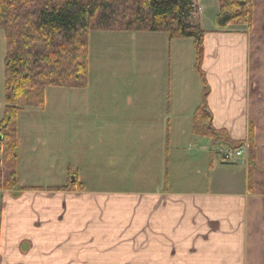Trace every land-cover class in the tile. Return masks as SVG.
Masks as SVG:
<instances>
[{
	"label": "crops",
	"instance_id": "crops-1",
	"mask_svg": "<svg viewBox=\"0 0 264 264\" xmlns=\"http://www.w3.org/2000/svg\"><path fill=\"white\" fill-rule=\"evenodd\" d=\"M252 19L249 31L203 30L201 70L211 126L247 144L252 125L254 167L247 148L243 161L226 162L192 133L200 104L188 115L158 105L153 122L104 124L103 180L79 171L80 153L88 149L93 164L98 144L75 137L51 179L0 197V264H264V132L255 114L262 92H250L249 59L264 0H253ZM126 130L137 131L146 151L125 155ZM68 170L81 185L61 189Z\"/></svg>",
	"mask_w": 264,
	"mask_h": 264
},
{
	"label": "rangeland",
	"instance_id": "rangeland-1",
	"mask_svg": "<svg viewBox=\"0 0 264 264\" xmlns=\"http://www.w3.org/2000/svg\"><path fill=\"white\" fill-rule=\"evenodd\" d=\"M218 10V0H197L194 20L200 22L203 30H212L218 27L216 23ZM262 24L253 37L249 59L250 92L252 95L262 92V96L257 98L256 104L259 107L255 114L258 118L261 117L260 128L263 129L260 132L263 133L264 26ZM228 27L240 29L241 26L234 24ZM242 29L250 30L243 26ZM4 55L5 36L0 29V118L5 107ZM195 67L196 52L192 38L170 40L160 32H90L87 86L46 87L42 107L25 106L17 113L14 133L16 150H18L15 160L17 188L12 190L0 188V197L7 191L17 195L27 189L25 185L43 184L51 179L50 173L61 170V159L64 162L70 160V156L68 157L70 152H66V149L71 147L65 146L64 143L75 137L86 140L85 144L88 146L91 144L90 141L98 144V148L93 149L91 153L93 155L90 154L95 157V163L92 164L89 160L88 149L80 153L85 162L82 163V169L79 171L83 175L87 174L98 179L97 175H100L103 180L99 159H105L110 147H104L107 132L104 133L105 128L102 125L125 126L127 123L153 122L152 111L158 108V105L165 107L164 109L175 110L176 115L179 113L188 115L189 111L201 104L203 99L202 80ZM143 111L149 114L145 115ZM70 125H73L72 128ZM107 131V137L114 138L113 131ZM125 132L128 134L126 138L132 137L131 141L127 140L129 142L125 154L127 157L133 153L132 150L146 151L144 142L138 141L139 138L137 140V131ZM36 139L41 140V145ZM210 143L208 149L211 146L212 151L222 156L228 149L240 148L229 147L223 141L215 143L210 141ZM2 145L4 144L1 143L0 147ZM34 145L39 146L37 153L31 150ZM243 145L247 146L248 156V145L245 143ZM244 154L243 152L242 155ZM2 157L3 154L0 152V162ZM242 159L235 163L243 161ZM102 165L104 166V163ZM0 166L2 167V163ZM70 173L71 171L68 170L67 183ZM96 178H93V183L99 184ZM75 180L76 184H79V181Z\"/></svg>",
	"mask_w": 264,
	"mask_h": 264
},
{
	"label": "trees",
	"instance_id": "trees-1",
	"mask_svg": "<svg viewBox=\"0 0 264 264\" xmlns=\"http://www.w3.org/2000/svg\"><path fill=\"white\" fill-rule=\"evenodd\" d=\"M218 4L219 28L235 24L250 29L253 0H218ZM195 9L196 0H0V29L5 36L0 188H17V113L25 106L42 107L46 87L87 86L88 35L92 31L160 32L170 40L192 38L195 68L203 86L202 103L193 113L192 133L212 143L242 146L243 142H232L225 131L211 126L212 115L205 103L209 87L201 70L204 31L194 20ZM247 145L252 168L256 157L252 125ZM68 181L59 188L81 185L72 173Z\"/></svg>",
	"mask_w": 264,
	"mask_h": 264
},
{
	"label": "built area",
	"instance_id": "built-area-1",
	"mask_svg": "<svg viewBox=\"0 0 264 264\" xmlns=\"http://www.w3.org/2000/svg\"><path fill=\"white\" fill-rule=\"evenodd\" d=\"M246 149L245 147H241L239 149H228L224 154H223V160L227 161V162H231V163H235L237 161H239L240 159H244L245 154H243V152L245 153ZM242 159V160H243Z\"/></svg>",
	"mask_w": 264,
	"mask_h": 264
},
{
	"label": "bare ground",
	"instance_id": "bare-ground-1",
	"mask_svg": "<svg viewBox=\"0 0 264 264\" xmlns=\"http://www.w3.org/2000/svg\"><path fill=\"white\" fill-rule=\"evenodd\" d=\"M241 147H245V148H247V146H244V145L240 146V148H241ZM238 148H239V147H238Z\"/></svg>",
	"mask_w": 264,
	"mask_h": 264
},
{
	"label": "water",
	"instance_id": "water-1",
	"mask_svg": "<svg viewBox=\"0 0 264 264\" xmlns=\"http://www.w3.org/2000/svg\"><path fill=\"white\" fill-rule=\"evenodd\" d=\"M73 178V177H72ZM74 179V178H73Z\"/></svg>",
	"mask_w": 264,
	"mask_h": 264
}]
</instances>
